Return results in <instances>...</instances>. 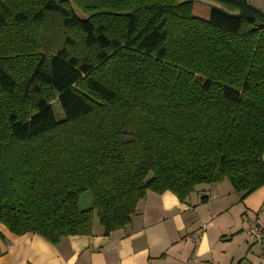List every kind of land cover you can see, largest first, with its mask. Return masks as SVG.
I'll use <instances>...</instances> for the list:
<instances>
[{
  "label": "trees",
  "instance_id": "1",
  "mask_svg": "<svg viewBox=\"0 0 264 264\" xmlns=\"http://www.w3.org/2000/svg\"><path fill=\"white\" fill-rule=\"evenodd\" d=\"M216 1L232 11L0 0V223L57 245L95 217L104 235L123 228L149 191L264 186V12Z\"/></svg>",
  "mask_w": 264,
  "mask_h": 264
},
{
  "label": "crops",
  "instance_id": "2",
  "mask_svg": "<svg viewBox=\"0 0 264 264\" xmlns=\"http://www.w3.org/2000/svg\"><path fill=\"white\" fill-rule=\"evenodd\" d=\"M201 186L195 203L193 193L180 201L171 191H149L123 228L104 235L95 217L92 235L57 245L0 223V264H264V244L249 232L264 230V186L243 200L227 179Z\"/></svg>",
  "mask_w": 264,
  "mask_h": 264
},
{
  "label": "rangeland",
  "instance_id": "3",
  "mask_svg": "<svg viewBox=\"0 0 264 264\" xmlns=\"http://www.w3.org/2000/svg\"><path fill=\"white\" fill-rule=\"evenodd\" d=\"M201 1L206 2V3H209V4L217 5L219 7H223L227 11H232L231 8L225 7L224 5H222L220 2H218L216 0H201ZM248 1H249V3L252 6H254L258 10L264 12V0H248ZM72 6L75 9L76 13L80 17H82V18H85L86 17V15L82 11H80L77 6H75L74 4H72ZM54 109H55V113H56V115H57V117L59 119L64 118V114H63L62 108H61V106L59 104H55L54 105ZM201 188H204V187L201 186V185H199V187H197V190L196 191L200 192L201 191ZM192 198L194 199V203H195V192H193ZM79 205H80V208L81 209H88V208L92 207V205H93V195H92V193L90 191H86V192H84V193H82L80 195Z\"/></svg>",
  "mask_w": 264,
  "mask_h": 264
},
{
  "label": "built area",
  "instance_id": "4",
  "mask_svg": "<svg viewBox=\"0 0 264 264\" xmlns=\"http://www.w3.org/2000/svg\"><path fill=\"white\" fill-rule=\"evenodd\" d=\"M250 234L257 240L259 244H264V230L258 226L254 225L249 230ZM189 264H197L194 258H191L189 260ZM203 264H209V263H203Z\"/></svg>",
  "mask_w": 264,
  "mask_h": 264
}]
</instances>
